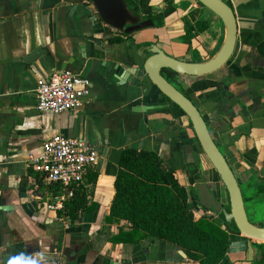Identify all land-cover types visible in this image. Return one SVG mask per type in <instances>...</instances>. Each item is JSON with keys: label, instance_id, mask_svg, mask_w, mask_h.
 Returning <instances> with one entry per match:
<instances>
[{"label": "crops", "instance_id": "1", "mask_svg": "<svg viewBox=\"0 0 264 264\" xmlns=\"http://www.w3.org/2000/svg\"><path fill=\"white\" fill-rule=\"evenodd\" d=\"M226 1L238 24L231 60L213 74L178 75L172 84L197 105L222 152L245 170L233 169L240 184L264 201V0ZM126 2L154 26L126 36L102 22L92 0H0V207L6 208L0 210V264L57 252L67 264H183L180 249L167 242H111L130 227L125 220H108L126 149L158 154L186 186L194 220L212 218L228 233L230 264H254L246 252L250 242L257 257L255 240L195 200L192 188L201 182L224 204L228 195L188 117L143 75L140 81L129 74L152 46L185 62H205L221 49L225 26L196 0ZM160 15L159 27L154 18ZM189 27L191 43L183 39ZM57 71L88 79L90 93L74 111L40 113L37 89ZM55 135L83 140L99 154L82 184L90 208L74 222L60 220L61 209L49 208L69 198L68 191L46 186L29 163ZM52 211L57 217L50 218Z\"/></svg>", "mask_w": 264, "mask_h": 264}, {"label": "trees", "instance_id": "2", "mask_svg": "<svg viewBox=\"0 0 264 264\" xmlns=\"http://www.w3.org/2000/svg\"><path fill=\"white\" fill-rule=\"evenodd\" d=\"M196 14L197 12L191 13L192 16ZM154 19L157 26L164 24L163 15ZM200 25L197 23V27ZM192 33L193 28H187L183 39L191 43ZM164 72L165 77L174 83L173 78L178 74L169 70ZM176 108L183 113L177 106ZM200 150L202 151L201 148ZM225 156L233 169L240 174L245 173L232 157ZM72 189V196L65 200L63 208L58 211L60 220L74 222L81 211L90 208L88 192L84 186ZM188 199L186 186L180 183L175 172L165 166L158 154L136 149L124 150L116 175L115 197L108 220H125L130 227L127 232L121 231L111 238V242L138 245L144 239H152L170 243L184 251L189 262L230 264L228 233L212 218L195 221ZM195 200L197 201L196 195ZM234 229L237 231L235 227ZM254 245L263 252V260L254 264H264V244Z\"/></svg>", "mask_w": 264, "mask_h": 264}, {"label": "water", "instance_id": "3", "mask_svg": "<svg viewBox=\"0 0 264 264\" xmlns=\"http://www.w3.org/2000/svg\"><path fill=\"white\" fill-rule=\"evenodd\" d=\"M196 1L215 14L225 26V39L219 52L205 62L192 63L173 58L159 47L152 46L145 52L143 63L138 60L139 66L133 69L132 72L130 71L129 74L133 78L137 77L140 81H142L140 77L143 75L163 96L188 117L202 152L207 156L224 184L228 195L227 204L216 198L207 182L195 184L193 190L197 196L199 206L219 216L232 228L236 227L244 237L264 242V227L257 226L250 221L239 179L225 154L214 140L205 117L197 105L164 75V71L169 70L182 76H207L225 67L234 54L237 44L238 24L233 9L226 0ZM92 2L102 22L126 36L154 26L152 20H145L133 11L126 0H92ZM0 210L5 211L6 208L0 207ZM52 216L57 217V213L52 211L50 218ZM179 254L184 259L183 264H190L187 263L188 258L184 251L180 250ZM246 259L249 262L255 260L261 262L263 252L258 250L257 257L254 258V249L251 243L248 242ZM49 262L67 264V259L61 256L59 252L37 253L27 259L24 264Z\"/></svg>", "mask_w": 264, "mask_h": 264}, {"label": "built area", "instance_id": "4", "mask_svg": "<svg viewBox=\"0 0 264 264\" xmlns=\"http://www.w3.org/2000/svg\"><path fill=\"white\" fill-rule=\"evenodd\" d=\"M90 93V82L70 71L53 72L37 89L36 109L40 113L61 115L81 107ZM99 154L85 141L55 135L42 145L41 153L30 158V166L46 186H60L72 196L73 187L82 185L97 163ZM64 197L49 205L51 210L63 208ZM194 216L197 215L193 212Z\"/></svg>", "mask_w": 264, "mask_h": 264}, {"label": "rangeland", "instance_id": "5", "mask_svg": "<svg viewBox=\"0 0 264 264\" xmlns=\"http://www.w3.org/2000/svg\"><path fill=\"white\" fill-rule=\"evenodd\" d=\"M241 188L244 198L247 200L245 204L250 221L255 224L264 223V201L256 200L244 184L241 185ZM255 242L256 244H264L262 241L255 240Z\"/></svg>", "mask_w": 264, "mask_h": 264}, {"label": "flooded vegetation", "instance_id": "6", "mask_svg": "<svg viewBox=\"0 0 264 264\" xmlns=\"http://www.w3.org/2000/svg\"><path fill=\"white\" fill-rule=\"evenodd\" d=\"M164 75H165V72H164ZM209 126V125H208ZM199 168V167H198ZM240 182V181H239ZM193 189V188H192ZM193 192H194V190H193ZM256 261V260H255Z\"/></svg>", "mask_w": 264, "mask_h": 264}, {"label": "bare ground", "instance_id": "7", "mask_svg": "<svg viewBox=\"0 0 264 264\" xmlns=\"http://www.w3.org/2000/svg\"><path fill=\"white\" fill-rule=\"evenodd\" d=\"M236 228V227H235ZM237 229V228H236ZM238 231V230H237Z\"/></svg>", "mask_w": 264, "mask_h": 264}]
</instances>
